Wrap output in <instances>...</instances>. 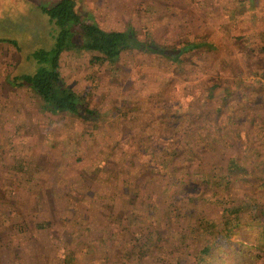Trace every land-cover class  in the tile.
Returning <instances> with one entry per match:
<instances>
[{
	"label": "rangeland",
	"instance_id": "374dc122",
	"mask_svg": "<svg viewBox=\"0 0 264 264\" xmlns=\"http://www.w3.org/2000/svg\"><path fill=\"white\" fill-rule=\"evenodd\" d=\"M57 1L0 0V37L27 40L12 28ZM74 1L156 52L63 53L61 77L92 112L75 118L7 86L19 55L0 42V264H198L210 244L197 223L220 216L202 174L234 158L247 172L230 192L264 205V0ZM257 233L204 264H264Z\"/></svg>",
	"mask_w": 264,
	"mask_h": 264
},
{
	"label": "trees",
	"instance_id": "16d2710c",
	"mask_svg": "<svg viewBox=\"0 0 264 264\" xmlns=\"http://www.w3.org/2000/svg\"><path fill=\"white\" fill-rule=\"evenodd\" d=\"M38 9V20L30 30L25 28L26 17L21 25L17 24L12 28L20 34L28 35L27 40H6L0 37V42L11 44L19 55V60L12 66L10 75L5 79L7 86L14 90L31 91L40 100L42 110L50 115L64 114L82 118L85 113H92L83 99L66 85L61 77L60 61L63 53H92L94 56L91 61L112 64L118 61L121 54L130 50L156 52L153 45L139 41L132 29L105 31L96 22L83 18L78 13L74 0H59L50 8ZM34 16H37L36 13ZM3 20L5 25L0 22L2 32H12L9 31L11 28L6 23L7 20ZM186 49L188 50V47ZM162 52L166 53L165 50ZM177 58L178 55L175 60ZM225 170L226 173L221 176L202 174L199 178L205 188L213 190L215 196L212 199L216 200L215 203L220 207V216L217 222L202 218L197 223L196 229L210 244L197 252L195 260L198 264L213 262L212 246L221 245L229 249L236 247L240 243L238 234L241 230L250 232L257 228V235L263 239L257 246L264 252V205L257 202L260 200L257 196L245 194L242 198H234L230 192L234 184L230 177L234 174L242 176L247 172L234 158L227 160ZM262 189L264 194V183ZM173 199L181 202L177 198ZM185 200L193 198L187 197Z\"/></svg>",
	"mask_w": 264,
	"mask_h": 264
}]
</instances>
